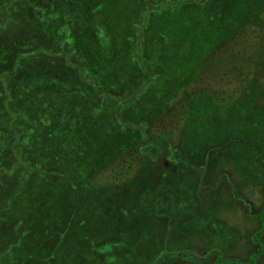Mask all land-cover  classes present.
I'll list each match as a JSON object with an SVG mask.
<instances>
[{"label": "trees", "instance_id": "1", "mask_svg": "<svg viewBox=\"0 0 264 264\" xmlns=\"http://www.w3.org/2000/svg\"><path fill=\"white\" fill-rule=\"evenodd\" d=\"M17 1H19V4L16 3ZM28 1L34 2V0ZM116 1H119L118 5H113ZM140 1L143 3L141 4ZM179 1L181 3L178 4L176 0H164L159 1V4L156 2L157 4L154 5L148 0H132L129 4L124 3L125 0L124 2L122 0H113L109 6L110 13L117 14L119 21L126 22L127 18L124 17L126 15L129 16L126 10L131 9L132 5L138 2L142 7V12L144 13L145 11L143 17L147 22L156 21L155 24H151L153 25V27L151 26L153 30L148 32L151 34L149 37L152 38L153 43L155 42V46L151 45L149 47L153 49L152 51L149 48L146 51H141L148 60L145 64L137 63L139 68L138 78L136 82L134 81L135 84L130 86L128 84V87L126 86L127 88H125L123 85L102 86L97 78L87 74L86 67L88 66H84L85 69L83 70L82 66L76 67L74 64H70L71 57H68L70 53L67 48L60 53H53L51 48H47L45 45V41L48 39L47 35L50 36L53 33L57 36L65 34L69 38L67 34L69 31L65 25L67 13L62 8L58 9L54 6L57 0H46L45 4L48 5V8L50 7L55 11L54 14L48 16H44L45 13H39V6L34 2L32 7H30L33 12L32 16H28L31 18H28L25 14V10L29 6L24 1L0 0V49H4V52L0 54V149L7 152V157L10 154L12 157L11 161L8 160L9 162L6 164L0 165V198H2L1 195L3 194L11 196L13 210H16V216L13 217V226L15 228L21 220L20 216L17 215V211H19L29 220V228H27L30 231L40 230L43 235L57 232L67 222V219H65L67 217L66 211L68 210L66 204L68 203V198L72 197L69 196L73 190L75 193L72 201L76 203H78L79 199H82L81 197L86 196L92 202L98 201L101 206L102 202L108 196H114V193L117 194L118 199L121 196L130 199L124 192L118 193L123 186L137 181L143 187H147L142 176L143 173L137 174L136 177L133 176L135 170L133 167L136 159L146 161V163L150 164L146 166L152 169L157 168L155 166L157 164L162 168L160 170H163L165 168L161 167V164L167 162L177 167V169L191 168L198 171L197 187L194 184H182L183 179H178V176L176 177L174 174L171 181L168 180L171 177L169 174H162L161 178L165 183L164 186L168 187L175 201H180L181 198L184 200H190L191 198L196 204L198 202L202 204L201 189H205L207 186L213 188L219 185V183L212 182L209 185L207 180L211 177V172L213 171L210 169V164L216 161L214 165L218 167V160L213 157L216 155L217 159L219 152L224 150L221 139L226 138L225 136L227 135L219 137L220 133L216 130L219 131L220 129L214 128L213 122L233 127L234 121L231 117L236 118L242 115V112L239 113L238 110L222 111L224 107L221 102L228 104L233 100L232 97H240L241 94L248 96L250 101L252 97H260L264 100V0ZM102 2L103 0H95L88 5V2L83 3L82 1V3L75 4V8L78 7L79 10L85 8L90 12H95L96 9H102ZM123 4L124 13L120 11ZM86 5L88 6L85 7ZM184 5H187L188 11L191 7L196 6L195 15H201L207 19L203 26L204 29H201L202 32H205L204 40L193 39L194 41L198 40L200 44L202 43L201 47L206 46L201 52L199 62L196 63L197 70L191 69L194 72L191 78L188 76L186 79H182L183 82L179 85V89H183L184 93L180 95V99L173 102H169V98L171 97L172 101V97L177 95L175 89L173 92L162 85L161 87H165L162 92L159 87L160 82H157L158 88H156V93L154 94H161L155 96L154 99L158 98L150 104L151 111H154L153 114H150L151 117L130 121L125 117V108H128L129 105H137L141 101H146L147 97H149L148 90H150V86L147 88L145 84L151 80L153 81V75L157 76L159 63L155 65L154 62L157 57L156 47L159 43L169 42L168 44H173L178 51L180 50L175 45L179 41L174 38H160L158 37L160 34L155 31L162 28L168 30L174 28L175 23L172 20L177 15L176 10L184 11L181 8ZM12 9L14 10L12 11ZM195 15L192 14L191 18H195ZM179 18L181 17L179 16ZM24 21L25 24L29 23L30 25L31 23L34 28L26 30L27 33H25L23 27V34L26 35H23L20 41H18L19 39L17 40V38H20L17 35H15L14 44H10V40L6 41L3 39V36L8 32L6 24L12 23L10 27L16 28V26L24 25ZM122 21L121 25L123 24ZM210 23H212V27H210ZM195 26H197V22L193 23V27ZM59 30H62V33H59ZM113 30L116 29L114 28ZM73 32L74 30H72V33L70 32V35ZM81 38L83 39L82 36ZM57 39L59 38L57 37ZM26 43L28 46L25 45ZM254 43H257V45L253 46ZM230 44L232 49L236 50L235 53L233 52L234 54H228L231 56H224L214 60L215 63L212 61L209 64V58L207 59L205 54L207 52L206 49H211L209 51L211 54V51H217L216 47L223 45L227 47ZM95 48L97 49V47ZM8 51L14 52L10 58L8 54V57L6 55ZM164 51L165 48L163 49ZM57 57L61 58L60 61ZM227 59H229L227 64L231 66L227 67L235 70V73L238 74L236 80L229 81H237L234 92L241 90L242 93L238 92L237 95L231 93L232 97L229 93L228 96L225 95L216 99L217 96L215 94L208 92L212 87L211 81H207L206 87L201 85L190 90L185 89V85L200 81L201 78L198 77L214 69V67L211 68L212 65H225ZM249 59L255 62L250 63ZM108 60L103 58V63L110 65ZM89 62H91L89 67L97 66L98 68V66H103V63L98 60L96 62L89 60ZM246 66L253 67L252 70L259 72V74H253L250 71L249 74L245 75V78L244 76L239 77L242 73L241 69ZM216 67L219 66L216 65ZM71 69L75 70L81 81L73 80L70 77ZM223 72L226 73V70ZM150 74L152 75L151 80L149 78ZM143 80H147L145 84L142 83ZM221 80L224 83L226 82L224 78ZM230 82L227 80V83ZM213 89L215 90V88ZM167 90L170 93H167ZM153 91L155 92V90ZM15 92L19 93L15 95ZM162 93L165 95L163 103H161ZM205 98L207 99L205 100ZM102 102L110 103L115 130L130 131L134 134V140L132 139L129 142L127 148L125 145L124 147L120 146L118 149L115 147L116 151L113 152L109 160L112 157L114 158V156H118L111 162L109 178L107 177L103 184L99 186L90 184L88 178H85L86 182L82 184V178L72 179L64 177L63 173H61L63 171L61 170L63 164L61 158L66 151V143L75 149L77 144L73 139L79 134V138L85 137V133L80 132L82 129L78 122L79 115L84 116L86 114L85 118L89 122L82 127L89 125V133L91 135L94 136L95 132L100 129H106V125H103L104 119L102 117L106 116L108 118V116L106 115V110L100 107ZM254 106H256V111L264 113V104ZM247 108L244 107V111ZM82 109H85V111ZM244 115L242 116L246 123ZM195 122L200 126L195 129L194 133L188 130L193 135L192 140L180 139L175 134L174 130L180 128L182 123L194 125ZM230 130L232 131V129ZM200 131L204 132L202 138L196 135ZM252 132L251 128H248V131L241 130L237 136V143L241 138H248V134ZM231 135L228 136L232 137ZM261 135L262 133H255L254 136L251 135L248 138L249 152H253V145L260 147L261 141H264ZM68 136H71V138L69 139ZM85 139L84 143L86 145L89 144L94 149L93 159L90 160L91 165L94 167L101 166L104 159L100 158L103 155L95 150H99L100 147L103 149L102 143L94 137L86 136ZM254 139L256 140L254 141ZM74 143L76 146L73 147ZM258 158L262 160V154ZM258 158L254 161H259ZM94 167L90 171H93ZM114 181H116L115 184H113ZM8 189L11 191L9 192ZM23 189L24 191L22 192ZM67 192L69 193L66 194ZM82 192H85V195ZM187 192L192 195L189 194L190 196H188ZM160 195L159 193L158 196ZM217 200L220 201L221 197ZM83 201L85 199H82ZM50 202L54 206V212L51 214L54 218L49 223L47 221V225H42L46 215L50 216V213L45 212L47 211L45 206ZM20 203L24 204L23 212L16 206V204ZM202 215L203 218H207L205 211H202ZM263 216L264 209L260 210L256 215L260 226L253 236L255 253L247 260H224L223 251L220 248L214 247L207 250L194 244L191 245L186 236H183L184 238L171 236L170 240L168 239L170 245H168L169 243L166 240H163L157 248L153 243L152 236H143V234H149L146 226L140 229L142 236H119L121 229L109 228L106 225L103 226L102 235L100 234L101 231L97 229L99 236H97V233H95V236H86L87 245L82 248L83 251L76 255L70 252L65 260L67 262L70 260L69 264H128L127 258L124 257L122 252L118 253L117 250L120 243L124 242L129 247L127 251H132V249L135 251L137 246H143L142 253L136 255L135 258L140 264L144 261L147 264H202L205 262L204 260L209 258L213 264H256L264 253V243L261 236H259L264 231ZM98 220L95 216L89 218V222L92 224ZM114 224L118 223L115 221ZM135 229H132L133 234ZM191 237L194 238L195 236ZM102 242L108 243L109 246L106 249H100L99 245ZM97 250L103 252V254L97 253Z\"/></svg>", "mask_w": 264, "mask_h": 264}, {"label": "rangeland", "instance_id": "2", "mask_svg": "<svg viewBox=\"0 0 264 264\" xmlns=\"http://www.w3.org/2000/svg\"><path fill=\"white\" fill-rule=\"evenodd\" d=\"M20 1H24L29 6V8L25 10L27 17L32 16L33 12L30 7H32L34 2L39 6V13H45L44 16L52 15L55 12L50 7L48 8V5L45 4L46 0H34V2H29L28 0ZM82 1L83 3L88 2V5H90L89 3L95 0H57L54 6L58 9L62 8V10L67 13L65 25L69 31V33H67L68 31L66 32L69 38L65 34H59V36H57L53 33L50 36L47 35L48 39L45 41V45L47 48H51L53 53H60L67 48L70 53L68 57H71L69 63L74 64L76 67L82 66L83 70L85 69L84 66H88L86 67L87 74L97 78L102 86L123 85L127 88L135 84L139 69L137 63L145 64L148 60L141 51H146L151 45H153V47L155 46V42L153 43L152 38L149 37L151 34L148 32L153 30V28H151L153 25L151 24H155L156 21L147 22L143 17L145 11L144 13L142 12V7L138 2L137 4L134 3L135 6L132 5L131 9L126 10L129 16L126 15V17H124L127 18L125 20L126 22L121 20L123 23L121 25L118 15L112 14L109 11V6L112 4L113 0H103L101 3L102 9H96L95 12H90L85 8L82 10H79L78 7L75 8V4L82 3ZM122 1L124 2V0ZM131 1L132 0H125L124 3L129 4ZM148 1L156 5L157 3L159 4V1L164 0ZM176 1L178 4L181 3L179 0ZM16 3L19 4V1ZM118 3L119 1H116L113 5H118ZM140 3L142 4L143 2L140 1ZM181 8H183L184 11L177 9V15L172 20L175 23L174 28H170L169 30L162 28L155 31L160 34L158 36L160 38H174L176 41H179V43L175 45L179 47L180 50L178 51L173 44H168L169 42L159 43L156 47L157 57L154 59V62L155 65L159 63L157 76L153 75V78L151 74L149 76L150 80L152 78L155 83L152 80L146 84L145 81L147 80L142 81L143 84L147 85V88L150 86V90H148L150 99L147 97L146 101H141L137 103V105H129L128 108H125V117L130 121H135L138 118L151 117L150 114H153L154 111H151L152 108L150 104L158 98L154 99L155 96L161 94H154L156 93V88H158L157 82H160L159 87L162 89V92L165 88L161 87L162 85L166 86L171 91L175 89L177 95L172 97V101L171 97L169 98V102H173L180 99V95L184 93L183 89H179V85L183 82L182 79H186L188 76L191 78L194 73L191 69L197 70L196 63L199 62L201 52L206 46L201 47L202 43L200 44L198 40L194 41L193 39L204 40L205 32H202L201 29H204L203 26L207 19H205L204 16L195 15L196 6H193V8L191 7L189 11L187 5ZM123 9L124 4L120 8V11L124 13ZM13 10L14 9H12V11ZM201 10L203 9L201 8ZM192 14L196 17L191 18ZM179 16L181 18H179ZM194 22H197V26L195 27H193ZM23 23L24 25L16 26V28L10 27L12 23L6 24L8 26L5 25L8 32L3 36V39L6 41L10 40V44H14L13 42H15L16 39L15 35H17V37H20L17 38V40L19 39L18 41H20L22 36L26 35L23 34V27L25 33H27L26 30L34 28L31 23L30 25L29 23L25 24V21ZM41 25L43 24L41 23ZM210 27H212V23H210ZM114 28L116 30H113ZM72 30H74V32L70 35ZM59 33H62V30H59ZM57 37L59 39H57ZM25 45L28 46L27 43ZM224 45L218 48L216 47L217 51H211V54L209 53L211 49H206L207 52L205 51L206 53H204L207 56L206 58H209V64L224 56L230 57L232 55L231 53L236 52V50L234 51L232 49L231 44L227 47ZM256 45L257 43H254L253 46ZM95 47H97V49ZM164 48L165 51L163 52ZM150 50L152 51L153 49ZM3 52L4 49H0V54ZM13 53L14 52L8 51L6 55L8 54L10 58ZM57 58L60 61L61 58ZM103 58L109 59L108 62L110 65L103 63ZM89 60H94V62L98 60L103 63V66H98V68L97 66L89 67V65H91ZM249 60L250 63L255 62L252 61V59ZM258 60L260 61V59ZM8 61L10 62V60ZM228 62L229 59H227L225 65H212L211 68L214 67L212 70L216 72L212 70L208 71L205 75L198 77L201 78L200 81H194L185 85V89L190 90L201 85L206 87L207 81H211L212 87L208 92L210 94H215L217 96L216 99L225 95L228 96L229 93L231 97V93L234 95H237L238 92L242 93L241 90L234 92L237 81H229L236 80L238 74L235 73V70L230 69L231 66L227 64ZM216 65L219 67L215 68ZM252 68L251 66L242 68V73L239 77L244 76L245 78V75L249 74L250 71H252L253 74H259V72H254ZM72 69L70 70V77L73 80L81 81L75 70L73 71ZM224 70H226V73L223 72ZM155 77L156 79H154ZM222 78L225 79V83L221 80ZM227 80L230 83H227ZM145 85L143 86L145 87ZM213 88H215V90ZM224 89H226V91H224ZM153 90H155V92ZM167 91V93H170L169 90ZM18 93L19 92H15L14 94L16 95ZM232 98L233 100L228 104H223L221 102L224 107L222 111L238 110L239 113L242 112V115L245 114L244 118L246 119V123L242 115L236 118L231 117L234 121L233 127H227L225 123L226 127L223 124L213 122L214 128L220 129L219 131L216 130L220 133L219 137L227 136L221 139L224 150L219 152L220 154L217 155V159L216 155L213 157L215 160H218V167L214 165L216 161L210 164V169L213 171L211 172V177L207 180L209 185H211L210 182L219 183V185L213 188L207 186L205 189H201L202 204H200V202L196 204L191 198L190 200L181 198L180 201H175L168 187L164 186L165 183L161 178L162 174L166 173L171 176L168 178V180L171 181L174 174L176 177L178 176V179H183L182 184H194L197 187L198 184L196 183L199 178L198 171L191 168L177 169V167L167 162L161 164V167L165 168L163 170H160L162 168L157 164L155 165L157 168L152 169L147 167L150 165L149 163L140 159L135 160L133 167L135 170L132 172L134 173V177L139 173H143L142 176L147 187H143L137 181H134V183L130 182L126 186H123L118 192H124L130 199L124 198L123 196L118 199L117 194L114 193V196H108L102 202L101 206L98 201L92 202V200L86 196L81 197L85 199L83 202L82 199H79L78 203L72 201L73 194L75 193L73 190L72 194L69 196L72 197L70 199L68 198V203L66 204L68 207L66 211L67 217H65L67 222H65L57 232H53V234L43 235L40 230L30 231L28 229L29 220L19 211H17V215L20 216L21 220L15 228L13 226V217L16 216V210H13L11 196L3 194L1 195L2 198H0V264H69L68 262L70 260L67 262L65 260L66 256L70 252L76 255L83 251L82 248H85L87 245L86 236H95L97 229L101 231L100 234L102 235L104 225L109 228L121 229V234L119 236H142L140 229L146 226L149 234H143V236H152L153 243L157 248L163 240L169 243L168 239L171 238V236L175 238H184L183 236H186L191 245L194 244L207 250L209 248L213 249L214 247L220 248L223 251L224 260H247L255 253L252 234L257 229L259 222L256 218H253V216L257 211L259 212L264 208V141H261L260 147H255L253 145V152H249L248 138H250L251 135L254 136L255 133H262L261 137L264 140V113L256 111V106H254L257 104H264V100L260 97H252L250 101V98L245 94H241L240 97L234 96ZM206 99L207 98H205V100ZM164 101L165 95L162 93L161 103ZM105 104L106 102H102L100 107L106 110V115L108 116V118H106V116L102 117V119H104L103 125H106V129L96 131L94 136L89 133V125L82 127L89 122L85 118L86 114H84V116L79 115L78 117V122L82 129L80 132L85 133V137H94L97 141L102 143L103 149L100 147V151L98 149L95 150L103 155L100 158L104 159L102 165L95 167L91 165L90 160L93 159L94 149H92V146L89 144L86 145V143H84L86 140L85 137L79 138V134L73 139L77 144L75 148L76 151L66 143V151L61 158L63 161L61 170L63 171L60 170L64 177L72 179L82 178V184L86 182L85 178L89 179L90 184H96L97 186L103 184L110 174L111 162L118 156H114V158L112 157L109 160L113 152L116 151L115 147L118 149L120 146L124 147L125 145L127 148L129 142L132 141V139L134 140V134L130 131L123 129L121 131L115 130L110 103ZM244 107L249 108L244 111ZM82 110L85 111V109ZM198 126L200 125L196 122L194 125L182 123V126L176 128L174 132L180 139H188L190 141L192 140V133H194ZM235 128L236 130H234ZM248 128H251L253 132L248 134V138L239 139L237 143V136L240 134L241 130L244 129L248 131ZM230 129H232V131ZM230 134H232V137L228 136ZM196 135L202 138L204 132L200 131ZM68 138L70 139L71 136H68ZM255 140L256 139H254V141ZM76 144L74 143L73 147L76 146ZM261 154L263 157L262 160L258 158ZM11 158V154L7 157V152L0 149V165L11 161ZM257 158L259 161H254ZM152 166L154 165L152 164ZM92 167L95 169L90 171ZM107 182L109 181L107 180ZM115 182L116 181H114L113 184H115ZM8 191L10 192L11 190L8 189ZM23 191L24 189L22 192ZM68 193L69 192L66 194ZM82 193L85 195V192ZM159 193L161 194L160 196H158ZM189 194L191 193L187 192L188 196H190ZM220 197L221 200H217ZM16 206H18L22 212L24 211V204L20 203L16 204ZM53 207V203L51 202L45 206V208H47L45 212L50 213L51 217L46 215L44 223L42 221V225H47V221L49 223L54 218V216L51 215L54 212ZM202 211L207 213V218H203ZM94 216L99 220L92 224L89 222V218H93ZM115 221L118 224L113 225ZM262 221L264 222V216ZM133 228H136L134 234L132 233ZM97 236H99L98 233ZM191 236L195 237L192 238ZM261 238L264 243V234ZM174 243H176V241H174ZM168 245H170V243ZM99 246L100 249H106L109 244L102 242ZM142 247L143 246H137L135 251L134 249H132V251H127L129 247L122 242L117 250L118 253L122 252L124 257L127 258L128 264H140L135 258L136 255L142 253ZM96 252L103 254V252L99 250ZM204 261L205 262L202 264H213L210 258ZM141 263L147 264L146 261ZM256 264H264V253Z\"/></svg>", "mask_w": 264, "mask_h": 264}, {"label": "flooded vegetation", "instance_id": "3", "mask_svg": "<svg viewBox=\"0 0 264 264\" xmlns=\"http://www.w3.org/2000/svg\"><path fill=\"white\" fill-rule=\"evenodd\" d=\"M263 209H264V208H263ZM259 212H260V211H259ZM259 212L257 211L256 213L258 214ZM256 213H255V215L253 216V218H256V215H257ZM256 220H257V219H256ZM259 226H260V225H259V223H258V227H259ZM258 227H257V229H258ZM257 229H256V230H257ZM256 230L253 232L252 236H254V233L256 232ZM263 234H264V231H263L259 236H263Z\"/></svg>", "mask_w": 264, "mask_h": 264}]
</instances>
